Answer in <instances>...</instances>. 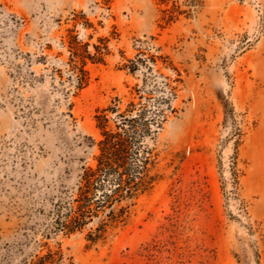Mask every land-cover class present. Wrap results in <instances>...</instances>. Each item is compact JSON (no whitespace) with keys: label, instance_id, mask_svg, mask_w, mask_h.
<instances>
[{"label":"rangeland","instance_id":"1","mask_svg":"<svg viewBox=\"0 0 264 264\" xmlns=\"http://www.w3.org/2000/svg\"><path fill=\"white\" fill-rule=\"evenodd\" d=\"M74 35L104 53L83 88ZM141 95L166 108L162 177L106 241L45 238L62 264H264V0H0V264L41 249L37 208L96 164L97 110Z\"/></svg>","mask_w":264,"mask_h":264},{"label":"trees","instance_id":"2","mask_svg":"<svg viewBox=\"0 0 264 264\" xmlns=\"http://www.w3.org/2000/svg\"><path fill=\"white\" fill-rule=\"evenodd\" d=\"M74 40L73 69L77 86L83 88L89 81L87 59L102 60L104 53L98 46L94 55L88 49L82 51L84 44L76 35ZM125 66L136 71L141 64L129 58ZM162 99L167 101L171 97ZM157 103L152 105L148 96L141 95L139 101L116 98L112 104L97 110L95 118L101 130L97 162L83 166L74 184L61 185L37 208L45 215V219L37 222L42 237L36 242L41 249L30 259L23 258L22 264L63 263L65 253L60 242L52 247L45 238L85 232L92 245L106 241L112 231L129 221L136 199L162 177L156 170L159 153L147 141L155 137L167 119L166 108Z\"/></svg>","mask_w":264,"mask_h":264}]
</instances>
